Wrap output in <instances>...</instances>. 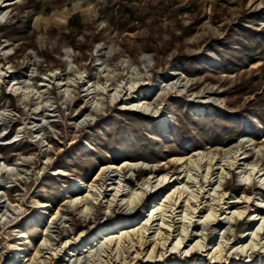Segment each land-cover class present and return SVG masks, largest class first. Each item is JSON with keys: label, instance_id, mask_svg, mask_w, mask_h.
I'll use <instances>...</instances> for the list:
<instances>
[{"label": "rangeland", "instance_id": "1", "mask_svg": "<svg viewBox=\"0 0 264 264\" xmlns=\"http://www.w3.org/2000/svg\"><path fill=\"white\" fill-rule=\"evenodd\" d=\"M8 2L0 264H264V0ZM143 59L142 88L91 99L117 73L115 86H137L118 69ZM173 72L187 90L169 87ZM74 76L82 83L67 89ZM23 81L44 86L31 105L15 93ZM229 152L245 161L228 171ZM123 162L136 168L112 172L103 198L81 202ZM127 227L136 228L104 252L103 235Z\"/></svg>", "mask_w": 264, "mask_h": 264}, {"label": "bare ground", "instance_id": "2", "mask_svg": "<svg viewBox=\"0 0 264 264\" xmlns=\"http://www.w3.org/2000/svg\"><path fill=\"white\" fill-rule=\"evenodd\" d=\"M9 0H0V15H2L4 13V9L6 7H8L9 5H11L12 2H8ZM129 65V64H128ZM126 65V64H123L121 65V67L118 69L120 71H125L126 72V76L130 75L131 77H128V79H130V81H132L133 83L136 82L138 85L137 86H132L131 88H128L125 86L121 87V86H115V81H117L119 78L123 77V74H116L114 75V77H112L111 79H107V82L110 83V85L108 86H105L103 88H100V89H96L94 88L93 92L92 93V98L93 101H95L97 99V102H100V101H103V97L104 96H108L109 93L112 91V92H115L114 96H113V99L114 101L118 100L120 97H125L126 95H132L135 91H137V89L139 88H142V86H140V83L143 82V79H144V70L143 69H147L148 68V65L146 64V61L145 59H143L141 61V65H142V68L141 69H138V70H134L132 71V69H130V67ZM73 72V71H72ZM72 72L70 75H72ZM76 74V73H75ZM58 77V75H54V76H51V77H48V79H44L42 82H45L47 83H53L54 80H56ZM109 77V76H108ZM34 77L32 78H29V80H33ZM106 79V78H105ZM168 79L170 80L169 81V87L172 89H178V90H182V91H185L187 90V85L184 83V81L181 79V77L177 76V73L173 72L169 75ZM68 80V79H67ZM83 81V78L82 77H76L74 76V79H70L68 82H66L65 84H63L67 89L68 88H76L77 86H79ZM98 81V80H97ZM4 83V82H1L0 85ZM117 83V82H116ZM15 85L19 86V88L15 89V93L16 95L18 96H22L24 98V102L27 104V105H31L32 104V99L36 96V94H39L38 98L41 97V95H43V93L40 91V89L43 86V84L41 85H36L34 86H31V85H28L27 83H25V81L23 82H17ZM22 87V88H21ZM21 88V89H20ZM32 90H36L37 93H33V91H29L28 89H31ZM112 88V89H111ZM14 88H11L12 91ZM93 89V88H92ZM23 90V91H21ZM98 97H102V100L101 99H98ZM202 97H206L207 99H209V96H202ZM138 108V107H137ZM141 108V111L145 112V113H149L150 115L153 114V115H158L157 114V109H151V108H143L142 106L140 107ZM43 109V108H42ZM43 110H40V112H42ZM39 112V113H40ZM264 147V146H263ZM237 153V152H236ZM229 155V160H226L225 161V164L224 166L227 168V170H231L232 168L233 169H236L238 168V163L239 161H245V159H242L241 157H239L240 155H237L235 153H231L230 155V152L227 153ZM225 154V155H227ZM248 159V158H247ZM200 160H202V158H200ZM208 162V161H207ZM205 162L206 165L208 166H211V160H209V163ZM14 166V165H13ZM136 168V164L133 163V164H129L127 162H123L119 167L115 168V167H112L110 169H108L103 175L102 177H98L99 175H97V177H95L94 181L91 183V187L93 188V190H90L89 192L91 193L92 197L91 199H84L83 201H81L82 203L84 204H88V203H91L90 201L92 200H97L99 199L98 197L101 196V198H103L106 194V190L105 189H102V186L105 185L106 181L107 180H112V177L113 174L112 172H116L118 170H122V171H129V170H134ZM103 171H105V169H102ZM111 170V171H110ZM251 171V172H250ZM260 170L257 171V173L259 172ZM249 174V176H253V173H254V169H250V170H247ZM256 173V174H257ZM254 174V177L255 175ZM208 176H212V170L211 168L209 169L208 173H207ZM264 175V174H263ZM208 183H210V180H207ZM167 182V181H166ZM165 181H161V183L159 184V190H162L164 189L165 187H167L169 185V182L166 183ZM149 182H146V183H142L138 188H137V192L135 193V196H134V201H133V204L135 205L139 200H141L140 198H142L145 193H146V187H148ZM93 184V185H92ZM95 184V185H94ZM147 185V186H146ZM151 185V184H150ZM89 186V187H90ZM104 188V187H103ZM120 192V195H123V191H119V190H115V197H116V194H118ZM95 197V198H94ZM170 198V195H167V199ZM172 198V197H171ZM177 198V197H176ZM166 199V200H167ZM165 200V201H166ZM164 201V202H165ZM238 203V202H237ZM142 204V203H141ZM141 204H140V207H141ZM133 205V206H134ZM162 205V204H161ZM138 205H136L137 207ZM157 206V205H156ZM159 209V207H156L154 206V208L152 209V212L154 213V211L156 212V210ZM147 218V217H146ZM149 219L144 223H143V229L148 231L152 226V218L153 216H151V214H149ZM172 218V221L174 220L173 217ZM143 222V221H141ZM147 223V224H146ZM173 223V222H172ZM146 225L148 227H146ZM186 225V224H185ZM138 226V225H137ZM136 226V227H137ZM186 226H189V225H186ZM136 227H133L132 229L130 227H127V228H120L118 229V232H119V235H118V232H113V233H108V234H105L103 235V238L104 240L102 241V243L104 244V252H108L109 249H112L113 248V245L117 242V240H119L121 237L124 236H127L129 235L130 233H133V231L135 230L134 228ZM146 228V229H145ZM134 229V230H133ZM138 229V227L136 228ZM151 230V229H150ZM110 231V230H109ZM166 231H168L166 229ZM107 233V231H106ZM144 232H141V243L139 248L136 247V249H138L140 251V253L142 252V250L145 249L146 247V240L144 238H146L144 236ZM165 239V238H164ZM164 245V244H163ZM142 248V250H141ZM197 248V247H196ZM200 248V247H199ZM204 248V247H203ZM249 250H253V248H249ZM197 251V250H195ZM96 253V252H95ZM111 253V252H110ZM137 253V252H136ZM108 256H111V255H108ZM87 261V260H86Z\"/></svg>", "mask_w": 264, "mask_h": 264}]
</instances>
